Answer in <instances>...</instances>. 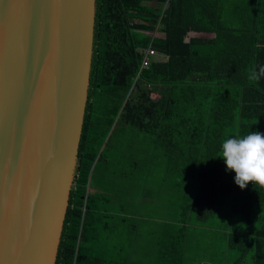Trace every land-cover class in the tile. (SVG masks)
Returning <instances> with one entry per match:
<instances>
[{
    "label": "trees",
    "instance_id": "trees-1",
    "mask_svg": "<svg viewBox=\"0 0 264 264\" xmlns=\"http://www.w3.org/2000/svg\"><path fill=\"white\" fill-rule=\"evenodd\" d=\"M151 47L157 53L143 67ZM261 65L264 0H97L89 100L56 264H135L130 245L106 253L95 244L130 240L136 218L109 213L89 192L101 164L115 162L110 151L135 139L153 145L143 165L161 168L182 197L179 219L141 234L158 240L157 264H185L195 227L238 251L235 264L247 254L264 264V187L241 189L220 158L225 139L264 133V78L248 80ZM126 158L114 173H126L130 159L141 172ZM218 216L226 218L214 224Z\"/></svg>",
    "mask_w": 264,
    "mask_h": 264
},
{
    "label": "water",
    "instance_id": "water-1",
    "mask_svg": "<svg viewBox=\"0 0 264 264\" xmlns=\"http://www.w3.org/2000/svg\"><path fill=\"white\" fill-rule=\"evenodd\" d=\"M96 13L97 0H0V264L57 263Z\"/></svg>",
    "mask_w": 264,
    "mask_h": 264
},
{
    "label": "rangeland",
    "instance_id": "rangeland-1",
    "mask_svg": "<svg viewBox=\"0 0 264 264\" xmlns=\"http://www.w3.org/2000/svg\"><path fill=\"white\" fill-rule=\"evenodd\" d=\"M148 33H152V31H147ZM155 35L157 36H163V32L155 31ZM153 96H157V94H153ZM139 132V131H136ZM145 134L143 133L142 137ZM136 141L132 143L129 141V145L126 146V142L122 149L116 150V152L110 151V156L113 158V161H117L120 159V157H128L126 158L127 161L130 158H136L138 161L141 162L139 168V171L141 172H134L135 176H139L140 182H144L145 189L142 191L143 195H145V200L147 199L148 202H152V197L155 198L157 205L155 207H152L150 203H144V209L139 208V211L137 215L142 216L143 224V232L149 230L152 226H154L156 229L163 230L166 225H160L163 222H174L179 218V213L181 211L180 204H182V197L180 194H176V191L174 190V187L172 188L171 182L166 179L165 174L163 173L162 169L159 167H148V163L144 164V161L148 159V156L154 153L153 145L147 144V147H145V143L143 142L141 147L142 140L135 139ZM131 145V146H130ZM144 145V147H143ZM160 154V150L157 149L156 152ZM125 155H123V154ZM152 157V156H151ZM135 160V159H134ZM123 170H126L128 175L131 173V171L127 170L125 168V165L122 167ZM146 170V171H145ZM145 172V174H143ZM158 196H160L158 198ZM144 198L140 195L136 200L137 202L134 203L135 208H137L138 205L142 204L144 201ZM151 210H156V212H152ZM144 211V212H143ZM197 212V209L194 210V213ZM152 218V221L146 220L147 217ZM181 216V215H180ZM226 218L218 216L214 220V224H217L221 221H223ZM211 220L207 221V224L211 223ZM215 230L213 229H206L204 227L201 228H192L190 231V240H189V253H188V259L186 260L185 264H235V260L239 256L238 251H232L230 252L228 250V247L221 243L223 240L215 235ZM214 236V237H213ZM121 237H118V240H120ZM123 242L125 243V246H128V240L123 238ZM121 244H117L119 246ZM110 248V245L107 246ZM127 248V247H126ZM143 249V250H142ZM114 250L115 249H110ZM109 250V251H110ZM138 250V249H137ZM144 248H141L139 253L134 254L135 260H137V264H157V257L155 258L158 251L156 250L155 246H149L147 250L149 252H146V256H144ZM127 250L124 249L123 253H125ZM154 256V259L152 258ZM252 259L251 255L247 254V257L245 259H241L238 264H251Z\"/></svg>",
    "mask_w": 264,
    "mask_h": 264
},
{
    "label": "crops",
    "instance_id": "crops-1",
    "mask_svg": "<svg viewBox=\"0 0 264 264\" xmlns=\"http://www.w3.org/2000/svg\"><path fill=\"white\" fill-rule=\"evenodd\" d=\"M203 35V34H200ZM111 165L105 167L103 163L101 164V167L97 171V176L95 177V180L92 184L89 186V192L91 194H95L99 196L100 203L108 206L110 208L109 213H115L118 215H124L126 217H131L132 219L136 218L137 223L136 227L132 229L130 227V240H128V245L131 246V255L139 253L141 248H144L145 251H148L146 248L147 246H157L159 247L160 244L156 238L149 237L147 234H149L148 231L144 235L148 237L142 236L143 232V220L142 216L137 215L139 208H143L144 203H150L152 207H155L157 205V202L155 197H152V202H148L147 199L145 200V195H143L142 191L146 188L144 182H140L139 176H135L134 172L131 170L136 165V160L130 159L128 162H125V167L127 170L131 171V173L128 175L127 172L120 171L117 168V172L114 173V165L113 164H119V162L115 161L113 163H110ZM142 196L144 198V201L142 204L138 205L137 208H135L134 203L137 202V198L139 196ZM102 197V198H101ZM160 196H158L159 198ZM103 201V202H102ZM181 207V204H180ZM152 212H156V210H151ZM144 212V211H143ZM180 214V213H179ZM180 217V215H179ZM179 219V218H178ZM148 221H152V218L149 216L147 217ZM176 221V220H175ZM164 222L160 225H163ZM115 228H117L115 226ZM159 229V228H158ZM160 230V229H159ZM142 234V235H141ZM121 241L118 240V236L116 238L108 237L104 241H99L95 244V246H98V248L102 251H105L106 253H109L111 250L107 246L110 245V247H113L117 244L124 245L122 239ZM138 249V250H137ZM110 250V251H109ZM143 250V249H142ZM135 264H137V260H135Z\"/></svg>",
    "mask_w": 264,
    "mask_h": 264
},
{
    "label": "clouds",
    "instance_id": "clouds-1",
    "mask_svg": "<svg viewBox=\"0 0 264 264\" xmlns=\"http://www.w3.org/2000/svg\"><path fill=\"white\" fill-rule=\"evenodd\" d=\"M264 78V65L253 67L249 81ZM229 171L235 172V183L244 189L249 183L264 187V133L250 132L243 137L228 138L222 142L221 155Z\"/></svg>",
    "mask_w": 264,
    "mask_h": 264
},
{
    "label": "built area",
    "instance_id": "built-area-1",
    "mask_svg": "<svg viewBox=\"0 0 264 264\" xmlns=\"http://www.w3.org/2000/svg\"><path fill=\"white\" fill-rule=\"evenodd\" d=\"M157 52L156 50L151 47L148 51V54L146 55V57L144 58L143 60V67H148L150 65V57H149V54L151 55H155Z\"/></svg>",
    "mask_w": 264,
    "mask_h": 264
}]
</instances>
